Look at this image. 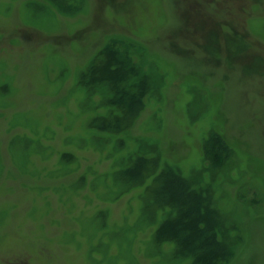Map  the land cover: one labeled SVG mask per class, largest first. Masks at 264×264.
Here are the masks:
<instances>
[{"label": "rangeland", "instance_id": "1", "mask_svg": "<svg viewBox=\"0 0 264 264\" xmlns=\"http://www.w3.org/2000/svg\"><path fill=\"white\" fill-rule=\"evenodd\" d=\"M116 56L149 85L119 134ZM211 132L234 150L217 175ZM156 148L212 181L223 264H264V0H0V264H188L158 239L152 178H121Z\"/></svg>", "mask_w": 264, "mask_h": 264}, {"label": "trees", "instance_id": "2", "mask_svg": "<svg viewBox=\"0 0 264 264\" xmlns=\"http://www.w3.org/2000/svg\"><path fill=\"white\" fill-rule=\"evenodd\" d=\"M108 52L112 55L110 49ZM110 58L105 63L107 65L101 82H109L116 89V97L110 101L122 109V114H116L115 121L108 118L104 130L119 134L128 130L133 117L143 107L142 98L149 85L147 74L140 72V69L136 71L132 65L128 66L129 60L127 62L126 58L116 56L114 62ZM233 153L234 150L219 132H211L205 140L204 157L213 161L215 170L211 171L212 174L220 173L221 169L215 166L226 162L225 166L230 165L225 160ZM153 158H132L133 164L130 163L121 172V178L128 184L133 179V185H143L148 177L152 178L153 183L147 185L146 190L150 196L154 193L157 208L167 211L158 229V239L176 242V257L190 259L188 264L226 262L234 252L230 230L236 226L232 225L228 214L219 207L212 181H209L208 186H203L196 183L194 178H187L180 168L168 162L162 164L157 148Z\"/></svg>", "mask_w": 264, "mask_h": 264}]
</instances>
